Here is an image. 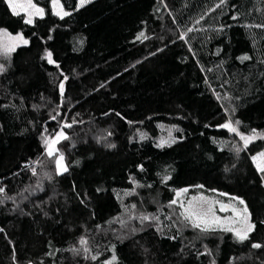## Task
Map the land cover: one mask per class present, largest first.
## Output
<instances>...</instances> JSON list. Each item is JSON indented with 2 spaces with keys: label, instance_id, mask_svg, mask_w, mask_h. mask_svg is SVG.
<instances>
[{
  "label": "trees",
  "instance_id": "1",
  "mask_svg": "<svg viewBox=\"0 0 264 264\" xmlns=\"http://www.w3.org/2000/svg\"><path fill=\"white\" fill-rule=\"evenodd\" d=\"M33 1L27 24L0 0L28 41L0 72V264H264V0ZM229 121L262 137L241 154ZM200 192L243 200L248 239L180 227Z\"/></svg>",
  "mask_w": 264,
  "mask_h": 264
},
{
  "label": "rangeland",
  "instance_id": "2",
  "mask_svg": "<svg viewBox=\"0 0 264 264\" xmlns=\"http://www.w3.org/2000/svg\"><path fill=\"white\" fill-rule=\"evenodd\" d=\"M91 1H93V0H84L83 3L80 1V6L85 5V4H87V3L91 2ZM6 2H7V0H6ZM16 2H18V3H26V0H16ZM32 3H34L33 0H32ZM53 10H54L55 14H56L57 11H59L61 13V15H58V16H61V17L64 16L63 15L64 10H63V8H62V6L60 4V1H59V6L56 7L55 9L53 7ZM18 11H20V14L25 15L26 19L28 18L30 13L34 12L33 9H28L27 11H25L23 9H18ZM43 16H44V12H43ZM43 16L32 15L33 23H34V21L36 19L42 18ZM4 33H7V35H5ZM10 36H16V35H12V34H10L8 32H5V31L0 32V46H2V47H0V65L3 66V70L6 68V65H7L11 55L22 44V42L19 41V40H11L9 38ZM5 48H11L12 50L5 52L4 51ZM2 71H0V72H2ZM228 123H230L232 127L236 128L238 133L243 134L245 137H254L253 139L250 140V142L247 144V146H245L244 141L241 139L240 135L237 134V132H232L228 128H225L230 133L231 141H232L234 150L237 151V149H239V151H237V152H239L241 154L244 153V152H247V149H248V147H249V145L251 143L256 142L257 140H259V138L262 137V135L260 133H257V132H251V134H249V135L247 134L246 135V134L242 133L240 128L237 125H235L232 121H229L226 124H228ZM64 135H65V133H64ZM54 139H57V136ZM54 139H52V140H54ZM62 140L63 139L58 140V142L55 144L56 151H55L54 156H56V159L59 158V156H61V154L58 153V144ZM159 141H160V144L162 146L170 144L173 141V138H172V135H171V131H166L165 135ZM260 153H264V151H262ZM260 153L256 154L255 156L258 157L259 162L264 163V158H259V154ZM251 161L253 162L254 166L257 169V171L259 173H262L257 168V162H254L253 159H251ZM63 164L67 167V171H68V166H67V163H66V160H65L64 156H63ZM56 171H57V169H56ZM67 171H60V172L57 171V174L62 175V174H64ZM201 197H205L206 200H201L200 199ZM193 198H195V199H193ZM190 201L192 202V204L194 206H196V207H201L202 206L205 209H207L209 207V205H211V207L213 208V211L215 212V215L220 217L222 221H225L224 226L225 227H232L234 229L233 231H225V230H223V227H221L220 225H215V226H212L211 228H209L208 231L211 230V231L228 232V233H231L238 242H243V241H240L238 239V237L236 235V230H246L247 224H249V223L253 225V223L251 221V216H250V213H249V209H248L247 205L245 204V202L243 204H241V203L240 204L233 203V206L236 209H238L239 212L241 213V216H236V215H234V214H232L230 212H224V213H222V211L219 212V210L217 208V204L218 203H212V202H215V201L224 202V203H230V202L224 200L220 195H218V194L216 195L214 192H210V193L200 192L199 194H196V193H192V194L180 193L179 195L176 196V203H175L178 206V209H177V207L176 208L173 207V211H174V219L179 224V226L182 227L183 229H187V228L189 229L191 227L192 228H196V227H193L192 221L190 219H186L185 215H182V213H184V209L188 208V205H189ZM181 204H183V207H181ZM245 207L247 208V212L246 213L243 211ZM209 215H211V214H209ZM245 217L247 218L246 222L244 220ZM135 218L136 217L132 218L134 221H130V222H135L136 223V226H135L136 228H138L139 225H140L139 227L142 228L144 226L142 224L145 223V225H146L147 223L149 224L150 222H152L151 221L152 218L150 216L146 220L143 219V218L142 219H138L137 220L138 222L135 221L137 219V218L136 219ZM202 227L200 229H202ZM251 232L249 233V235L251 234ZM249 235H248V237H249Z\"/></svg>",
  "mask_w": 264,
  "mask_h": 264
},
{
  "label": "snow or ice",
  "instance_id": "3",
  "mask_svg": "<svg viewBox=\"0 0 264 264\" xmlns=\"http://www.w3.org/2000/svg\"><path fill=\"white\" fill-rule=\"evenodd\" d=\"M81 2L83 3L84 0H81ZM224 0H221V3H223ZM7 3L9 5V7L11 8L12 12L14 15H20V11H18V9H23L25 11H27L28 9H33L34 12L30 13L28 18L25 19V23L27 24H32L33 23V19H32V15H39V16H43V12L44 10L42 8L37 7L34 3H32V0H26V3H18L16 2V0H7ZM53 3V7L54 9L56 7L59 6V0H52ZM57 15H61V13L59 11L56 12ZM63 15H68L67 12H63ZM62 18V17H61ZM3 30H0V32H2ZM5 35H7V33H4ZM11 40H19L24 44H27L28 41L26 39L23 38L22 34H18L16 36H10L9 37ZM2 47V46H0ZM11 48H5L4 51H11ZM47 59L49 63H53L54 61L52 60V54L49 52L47 53ZM242 59H248V57H243ZM3 70V66L0 65V71ZM61 90H63V85H61ZM237 123H239L237 121ZM67 127H71V125H67ZM222 127L228 128L230 131L232 132H237V129L232 127L230 123L228 124H224L222 125ZM238 135H240L241 139L244 141L245 146H247V144L250 142L251 139H253L254 137H245L243 134H240L237 132ZM57 135V139L48 141L45 140V144L48 146V150H47V154L49 157H53L55 154V144L58 142V140L60 139H66L67 137L64 135V133L61 131L59 133L56 134ZM237 151H239V149H237ZM259 158H264V153H260L259 154ZM254 162H257V168L259 171L264 172V163L259 162L258 157L254 156L253 158ZM55 164H56V169L58 172L60 171H67V167L63 164V156H59V158H57L55 160ZM3 189H0V192H2ZM186 191V190H185ZM179 195V193L177 194ZM195 199V198H193ZM201 200H206L205 197H201ZM235 199V198H233ZM172 203H176V201H172ZM212 203H219L218 201L212 202ZM240 203L243 204L244 201L240 200ZM181 207H183V204H181ZM228 205H224L221 204L220 207V211H227L228 210ZM233 212H239L238 209H236L235 207L232 208ZM245 213L247 212V208L245 207L243 210ZM211 214V215H209ZM182 215H185L186 219H190L192 221V225L193 227L196 228H201L202 226V230L203 231H207L209 230V228H211L212 226L215 225H220L221 227H223V230L225 231H233L234 229L232 227H225V221H222L220 217L215 215V212L213 211V208L211 207V205H209V207L207 209L201 207H196L192 204V202H189L188 208L184 209V213H182ZM143 219H148V217H143ZM227 219V218H226ZM245 222L247 221V218H244ZM254 225L252 224H247V228L246 230H236V235L238 237V239L240 241H244L246 239H248V235L249 233L253 230ZM81 243L84 244L86 243L85 241L81 240ZM253 248H260L261 245L260 244H253L252 245ZM86 250V249H85ZM93 259H95V257H93ZM113 259H115V257H113Z\"/></svg>",
  "mask_w": 264,
  "mask_h": 264
},
{
  "label": "water",
  "instance_id": "4",
  "mask_svg": "<svg viewBox=\"0 0 264 264\" xmlns=\"http://www.w3.org/2000/svg\"><path fill=\"white\" fill-rule=\"evenodd\" d=\"M221 204H224V205H228V206H229L227 211H222V212H231L232 214H234V215H236V216H241V213H240V212L237 213V212H233V211H232V208H233L234 206L231 205V204H229V203L219 202V203L217 204V208H218L219 211H220Z\"/></svg>",
  "mask_w": 264,
  "mask_h": 264
},
{
  "label": "crops",
  "instance_id": "5",
  "mask_svg": "<svg viewBox=\"0 0 264 264\" xmlns=\"http://www.w3.org/2000/svg\"><path fill=\"white\" fill-rule=\"evenodd\" d=\"M81 1V0H80ZM94 1V0H93ZM83 6V5H82Z\"/></svg>",
  "mask_w": 264,
  "mask_h": 264
}]
</instances>
